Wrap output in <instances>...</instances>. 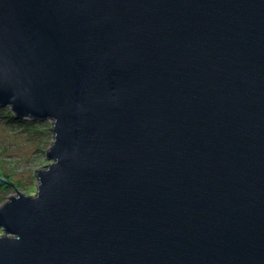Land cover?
<instances>
[{
    "label": "water",
    "instance_id": "obj_1",
    "mask_svg": "<svg viewBox=\"0 0 264 264\" xmlns=\"http://www.w3.org/2000/svg\"><path fill=\"white\" fill-rule=\"evenodd\" d=\"M6 106L54 140L0 264H264V0H0Z\"/></svg>",
    "mask_w": 264,
    "mask_h": 264
},
{
    "label": "rangeland",
    "instance_id": "obj_2",
    "mask_svg": "<svg viewBox=\"0 0 264 264\" xmlns=\"http://www.w3.org/2000/svg\"><path fill=\"white\" fill-rule=\"evenodd\" d=\"M51 127V120L18 118L10 106L0 107V172L6 173L15 185L0 182V207L18 191L36 194L39 180L33 168L44 169L50 163L47 149L54 140ZM3 233L0 228V235Z\"/></svg>",
    "mask_w": 264,
    "mask_h": 264
},
{
    "label": "trees",
    "instance_id": "obj_3",
    "mask_svg": "<svg viewBox=\"0 0 264 264\" xmlns=\"http://www.w3.org/2000/svg\"><path fill=\"white\" fill-rule=\"evenodd\" d=\"M28 120V119H27Z\"/></svg>",
    "mask_w": 264,
    "mask_h": 264
}]
</instances>
